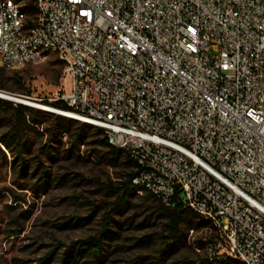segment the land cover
<instances>
[{
	"label": "built area",
	"instance_id": "2783aa9c",
	"mask_svg": "<svg viewBox=\"0 0 264 264\" xmlns=\"http://www.w3.org/2000/svg\"><path fill=\"white\" fill-rule=\"evenodd\" d=\"M50 53L55 113L103 128L139 191L207 219L209 259L264 264V0H0V65Z\"/></svg>",
	"mask_w": 264,
	"mask_h": 264
},
{
	"label": "rangeland",
	"instance_id": "374dc122",
	"mask_svg": "<svg viewBox=\"0 0 264 264\" xmlns=\"http://www.w3.org/2000/svg\"><path fill=\"white\" fill-rule=\"evenodd\" d=\"M56 58L50 53L42 61L5 69L2 80L29 96L28 100L41 104L39 99L53 98L64 87L63 66ZM5 110L0 104V115ZM41 122V126L51 124L47 117ZM5 130L2 125L0 133ZM34 137L37 145L25 153L29 159L27 175L18 172L14 149L0 150V264H39L49 252L52 254L46 264H61L67 246L95 234L104 212L117 200L115 186L121 169L109 166L102 158V147L96 143L101 135L89 132L80 145L74 135H62L60 142L50 143L53 159L37 149L45 136ZM70 149L72 153L67 151ZM38 160L48 165L46 184L39 180L40 173L31 175ZM119 206L112 212L109 225L117 234L115 239H105L102 261L92 262L85 253L75 264H197L207 256L210 230L184 227L181 243L160 258V236L167 234V221L159 201L148 192L132 193ZM150 237L151 241H141Z\"/></svg>",
	"mask_w": 264,
	"mask_h": 264
},
{
	"label": "trees",
	"instance_id": "16d2710c",
	"mask_svg": "<svg viewBox=\"0 0 264 264\" xmlns=\"http://www.w3.org/2000/svg\"><path fill=\"white\" fill-rule=\"evenodd\" d=\"M30 8L32 9V6ZM56 59L62 64L60 59ZM5 69L8 68L0 65V90L11 93L19 92L20 94L21 91L8 87L2 80L6 73ZM39 101L56 108L69 109V106L61 100H51L46 97L39 99ZM0 104H3L6 108V112L0 115L1 120L4 121L2 124L0 123V128L2 125L6 126V130L0 133V150H2V147L10 151L14 149L15 156L18 160V172L23 175H27L26 169L29 165V159L25 157V153L27 151L31 152L32 147L37 145L34 136L40 137V139L45 136V141L41 142L37 146V149L40 152L43 151L46 153L50 159L54 158L52 150L53 145L50 143L60 142L62 135H74L77 145L85 143L87 133L89 132H91L92 135L97 134L102 136L96 142L102 147V158L105 159L109 166L121 169V173L118 175V185L115 186L117 190L115 206L111 207L107 212H104L101 228L95 234L71 242L60 258L61 264H75L78 256H83L87 253L92 257V262H101L105 239H115L114 235L117 234L115 230L109 227L112 212L118 211L120 203L126 201L127 197L132 193H137L141 189L140 186L132 183V178L137 172L135 162L122 148L112 146L107 142L104 129L101 127L88 124L60 113H55L22 102H15L2 97H0ZM44 117L51 120L50 125L41 126V119ZM39 126L42 127V130H39ZM73 129L74 133H72ZM67 151L72 153L73 150L70 149ZM33 159L34 158H32V160ZM47 167V164L38 160L34 165L31 175L40 173V175H38L39 180L42 179L43 183L46 184L47 180L44 176L47 177L48 175ZM148 194L159 201V210L163 213L167 221L165 224L167 234H162L160 236V258L173 252L174 248H177L181 243L184 227H189L188 229L193 230H195V228H210V222L186 206L180 199L178 193L173 196L170 205H164L155 195L149 192ZM214 235L215 233L210 231L206 243L211 241ZM145 240L151 241L152 237L142 239L141 241ZM51 254L52 252H49L46 256L41 257L39 259V264H46L51 258ZM197 264H241V262L232 257H214V259L211 260L206 256L200 258Z\"/></svg>",
	"mask_w": 264,
	"mask_h": 264
},
{
	"label": "water",
	"instance_id": "95a60500",
	"mask_svg": "<svg viewBox=\"0 0 264 264\" xmlns=\"http://www.w3.org/2000/svg\"><path fill=\"white\" fill-rule=\"evenodd\" d=\"M1 91H4L6 93L15 95V96H9L7 94L6 95L0 94V97H2V98L10 99V100L17 101V102L26 103V104H29V105H34L33 103L25 102V101L21 100V98L17 97V96H20V97L30 98L29 96L22 95V94H19V93H11V92H8V91H5V90H1ZM41 104L44 105V106L51 107L50 105H46V104H43V103H41ZM54 108L57 109L56 107H53V109H51V110L49 108H46V109H48L49 111H52V112H57Z\"/></svg>",
	"mask_w": 264,
	"mask_h": 264
},
{
	"label": "bare ground",
	"instance_id": "6f19581e",
	"mask_svg": "<svg viewBox=\"0 0 264 264\" xmlns=\"http://www.w3.org/2000/svg\"><path fill=\"white\" fill-rule=\"evenodd\" d=\"M0 94H2V95H9V96H15V95H13V94H9V93H6V92H4V91H1L0 90ZM17 97H19V98H21V100H23V101H25V102H29V103H33V101H31V100H28L27 98H25V97H20V96H17ZM30 99V98H29ZM33 104H35V103H33ZM36 105H40L39 103L38 104H36ZM42 105V104H41ZM43 107H46V108H49L50 110L51 109H53V107L54 106H51V107H48V106H44V105H42Z\"/></svg>",
	"mask_w": 264,
	"mask_h": 264
}]
</instances>
